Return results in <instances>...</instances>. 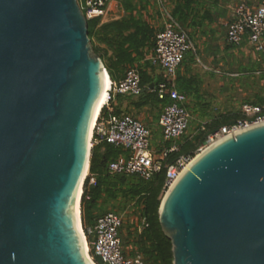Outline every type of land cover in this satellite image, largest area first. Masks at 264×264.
Masks as SVG:
<instances>
[{
  "label": "water",
  "instance_id": "water-1",
  "mask_svg": "<svg viewBox=\"0 0 264 264\" xmlns=\"http://www.w3.org/2000/svg\"><path fill=\"white\" fill-rule=\"evenodd\" d=\"M103 69L77 0H0V264H88L73 204ZM158 221L173 264H264V123L197 157Z\"/></svg>",
  "mask_w": 264,
  "mask_h": 264
},
{
  "label": "built area",
  "instance_id": "built-area-1",
  "mask_svg": "<svg viewBox=\"0 0 264 264\" xmlns=\"http://www.w3.org/2000/svg\"><path fill=\"white\" fill-rule=\"evenodd\" d=\"M86 19L104 20L110 11V0H77ZM235 18L228 24L226 39L231 45H238L247 35L255 51L264 49V0L256 7L241 4L236 9ZM163 26L155 30L154 46L146 54L145 60L160 69L162 79L152 88L160 100H168L161 106L158 125L163 142L182 137L189 128L191 115L185 103L187 96L175 85L177 68L186 51L193 48L188 32L180 26L170 12L164 11ZM141 76L137 66L127 68L118 79H110L107 100L97 117L91 137V147L107 142L119 147L121 153L108 165L111 174H134L148 180L163 167L166 168L164 189L167 190L180 171L203 148L221 139L236 134L250 126L264 123V103L241 105L240 117L231 124H225L206 135L194 155L180 156L172 162L164 163L168 153L178 149L177 144L157 150L151 146L150 128L130 113H115L119 95H138L142 92ZM127 153V155H126ZM89 175V173H88ZM124 214L110 209L96 217L95 223L85 232L89 252L96 264H146L139 253L130 254L124 247L120 229L124 224ZM148 226L144 217L139 220L138 231ZM100 258L101 262L96 259Z\"/></svg>",
  "mask_w": 264,
  "mask_h": 264
},
{
  "label": "trees",
  "instance_id": "trees-1",
  "mask_svg": "<svg viewBox=\"0 0 264 264\" xmlns=\"http://www.w3.org/2000/svg\"><path fill=\"white\" fill-rule=\"evenodd\" d=\"M125 14L120 18L87 20L88 36L94 51L102 59L105 68L112 79L120 78L124 71L137 61L143 60L154 46L155 29L138 11V4L143 8L145 0H120ZM138 12V13H137ZM178 15V9L173 16ZM97 43V44H96ZM144 67L139 69L142 92L138 95H119L114 105L115 113H128L135 109L149 107L159 116L161 106L168 100H160L156 92L145 89L155 82L145 67H152L145 60ZM127 104L124 105V102ZM257 102L256 104H263ZM255 104V103H254ZM125 106V107H124ZM124 107V110H123ZM240 110L219 115L206 123H198L192 134L183 135V140L177 144L178 149L167 154L164 163L174 161L180 156L194 155L196 149L205 140L206 135L225 124H231L240 117ZM121 149L107 142H101L92 147L89 175L84 180L80 199V220L82 230L87 231L95 223L96 217L107 210L110 201L123 200L133 202L138 207V219L132 222L134 232L132 240L143 255L146 264H173L172 245L170 239L163 233L158 221V209L166 191V168H162L150 179L144 180L134 174H111L109 163L116 159ZM116 210V209H114ZM144 217L148 226L138 231L139 220Z\"/></svg>",
  "mask_w": 264,
  "mask_h": 264
},
{
  "label": "crops",
  "instance_id": "crops-1",
  "mask_svg": "<svg viewBox=\"0 0 264 264\" xmlns=\"http://www.w3.org/2000/svg\"><path fill=\"white\" fill-rule=\"evenodd\" d=\"M261 1L147 0L145 3L143 8L150 10V19L158 28L163 26L165 10L173 16V11L178 9V15L173 17L188 32L193 43L175 75L176 88L187 96L185 106L191 115L188 134L194 132L198 123H206L221 114L241 112L236 104L238 101L252 104L264 101V49L255 51L247 35L238 45H231L226 39L228 24L235 18L237 7L241 4L256 7ZM109 4L111 7V0ZM141 9L138 4V11ZM105 70L110 80L111 76ZM146 71L150 76L162 79L159 68L146 67ZM211 102L217 107L211 109ZM158 117L144 119L152 139L158 138L156 142L161 138ZM156 130L157 134L154 133ZM153 148L162 149L158 145ZM132 231L134 229L125 228L124 222L120 235L126 249Z\"/></svg>",
  "mask_w": 264,
  "mask_h": 264
},
{
  "label": "rangeland",
  "instance_id": "rangeland-1",
  "mask_svg": "<svg viewBox=\"0 0 264 264\" xmlns=\"http://www.w3.org/2000/svg\"><path fill=\"white\" fill-rule=\"evenodd\" d=\"M120 0H111V7H110V11L108 13V16L104 19V21H107V20H111V19H115V18H120L122 17L124 14H125V10H124V6L121 2H119ZM136 1V0H135ZM147 1V0H145ZM153 2V0H152ZM147 7L145 8H142L140 12V14L149 22L150 25H152V27L154 29H157L158 26L156 27V24L154 25L150 19V15L148 14V12L150 10L146 9ZM138 13V12H137ZM158 25V24H157ZM97 44V43H96ZM91 49L94 53H96L94 51V47H93V44L91 43ZM149 52V51H148ZM147 52V53H148ZM146 56V55H145ZM145 58L143 60H140V61H137L136 63H134L133 66H137L138 69L142 67H144L145 65ZM146 68V67H145ZM116 80V79H115ZM160 79L159 78H155V82H158ZM237 100H239L238 97H236ZM127 104V101L124 102V105ZM241 109V101H238V103H236ZM213 106H216L214 105V103L211 102V105H210V108L212 109ZM125 107V106H124ZM124 107H123V110H124ZM217 107V106H216ZM128 113L132 114L133 116L141 119L143 122H144V119L145 118H151L152 116H155V111L153 112L149 107H145V108H142L140 110H131L129 111ZM145 123V122H144ZM191 123H195V122H191ZM153 127L151 126V129ZM153 130V129H152ZM161 130V129H160ZM157 134V130L154 132ZM189 133V130L186 131V133L184 134L185 135H188ZM158 138H154L152 139L151 137V146L152 147H155V146H159L161 148L165 147V146H170L172 145L173 143L175 144H179L182 140H183V136L178 138L177 140H173V141H170V142H162V136L161 138L159 139V141L156 142ZM160 143V144H159ZM91 150H92V147H91ZM127 155V153H126ZM89 173V171H88ZM86 179V178H85ZM166 192V191H165ZM164 192V194H165ZM164 196V195H163ZM163 198V197H162ZM105 209H109V208H113V209H116L117 211L121 212L124 214V221H125V228L127 229H134V227L132 226V222L136 221L138 219V216H139V211H138V207L134 206V203L133 202H126V201H123V200H115V201H110V203H108L106 206H104ZM133 233V231L131 232ZM164 233V232H163ZM132 234H131V237L129 238V247H127V251L130 252V254H136V253H139L141 255H143L141 252H139V250L137 249V246L135 244V242L132 240ZM129 248V249H128ZM172 249V248H171ZM91 255V253H90ZM98 262H101L100 258H97L96 259ZM94 262V261H93Z\"/></svg>",
  "mask_w": 264,
  "mask_h": 264
},
{
  "label": "bare ground",
  "instance_id": "bare-ground-1",
  "mask_svg": "<svg viewBox=\"0 0 264 264\" xmlns=\"http://www.w3.org/2000/svg\"><path fill=\"white\" fill-rule=\"evenodd\" d=\"M102 74L104 75L105 79H106V84H107V87H106V91L103 95V97L101 98V100L99 101V103L97 104V106L95 107L94 109V112L92 114V117H91V120H90V126H89V132H88V147L90 148L91 147V137H92V133H93V128L95 126V123H96V120H97V117L99 115V112L102 108V106L104 105V103L106 102L107 100V94H108V89L110 87V80L107 76V72L105 69H103L102 71ZM214 145V144H212ZM209 147V146H208ZM208 147L206 148H203L200 152H198L194 157L193 159L187 163L185 165V167L180 171V173L178 174V176L176 177V179L173 181L172 184H174L176 182V180L182 175V173L191 165V163L197 158L199 157ZM88 171H89V168H88V165L85 166V169L83 171V174L80 178V181H79V184L77 186V190H76V194H75V198H74V204H73V207H74V210L76 212V216H77V222H78V226H79V230H80V233H81V237H82V243H83V253H84V258L86 260V262L88 264H96L95 261L92 259L91 255H90V252H89V245H88V241H87V237L85 235V232H84V229L82 230V226H81V220H80V199H81V192H82V187H83V184H84V180L85 178L87 177L88 175ZM94 261V262H93Z\"/></svg>",
  "mask_w": 264,
  "mask_h": 264
}]
</instances>
